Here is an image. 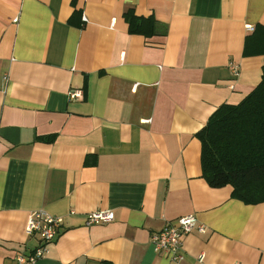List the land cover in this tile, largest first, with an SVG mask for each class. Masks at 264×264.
I'll return each mask as SVG.
<instances>
[{
    "label": "crops",
    "instance_id": "crops-1",
    "mask_svg": "<svg viewBox=\"0 0 264 264\" xmlns=\"http://www.w3.org/2000/svg\"><path fill=\"white\" fill-rule=\"evenodd\" d=\"M257 25L264 0H0V264L38 210L64 221L35 264H264V202L210 186L198 138L260 82ZM186 215L181 259L155 252Z\"/></svg>",
    "mask_w": 264,
    "mask_h": 264
},
{
    "label": "trees",
    "instance_id": "trees-1",
    "mask_svg": "<svg viewBox=\"0 0 264 264\" xmlns=\"http://www.w3.org/2000/svg\"><path fill=\"white\" fill-rule=\"evenodd\" d=\"M129 17L133 31L135 21ZM251 51L264 53V26L248 36ZM201 168L212 187L229 185L232 197L264 202V67L257 86L236 104H222L198 133Z\"/></svg>",
    "mask_w": 264,
    "mask_h": 264
},
{
    "label": "built area",
    "instance_id": "built-area-1",
    "mask_svg": "<svg viewBox=\"0 0 264 264\" xmlns=\"http://www.w3.org/2000/svg\"><path fill=\"white\" fill-rule=\"evenodd\" d=\"M230 69L237 74L236 65L230 64ZM81 96L80 89H73L68 93L70 100H79ZM113 219L114 213L110 209L96 210L86 214L87 225L106 223ZM63 221L62 216L52 215L44 210L36 211L27 221L26 233L28 235L37 233L40 237V244L29 255L18 254L14 257V261L8 264H35L44 255L46 246L55 238ZM196 223L197 218L193 215L180 217L176 225L167 223L161 231L152 234L150 243L153 250L168 254L172 260L178 261L182 257L181 237L183 234L190 233ZM197 229L201 233L205 232L203 225L198 226Z\"/></svg>",
    "mask_w": 264,
    "mask_h": 264
}]
</instances>
